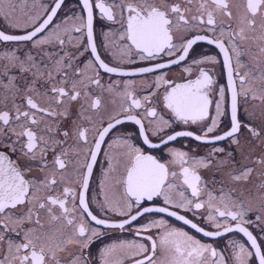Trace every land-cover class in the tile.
<instances>
[{
  "label": "snow or ice",
  "instance_id": "snow-or-ice-1",
  "mask_svg": "<svg viewBox=\"0 0 264 264\" xmlns=\"http://www.w3.org/2000/svg\"><path fill=\"white\" fill-rule=\"evenodd\" d=\"M78 3H81L82 14L67 17L62 22L65 25L62 30L60 25H56L48 35L34 40L53 23L64 0H52L51 6H44L45 18L42 21L40 17L25 12L23 6L27 0H19L20 17L17 16V3L0 0V18L9 28L23 32L9 34L0 30V42H32L33 47L42 49L43 45L55 41L63 49L66 43L86 40L84 51L92 57L85 65L92 71L88 75L79 66L73 68L75 57L67 53L52 60L50 65L44 64L43 60L38 62L30 52L23 59L14 50L0 54V60L6 62L0 75L8 76L12 69H16L31 76V82L23 90L24 105L15 103V97L20 94L16 76H9L8 84L4 85L12 93L14 111L0 110V138L8 140L4 143L0 139V147L7 150L0 151V264H94L90 245L102 233L90 222L106 228L124 229L125 225H130L146 213H166L205 237L236 232L243 234L247 240L229 241L231 253L226 258L211 244L202 243L186 231L169 227L165 220L160 219L136 231L137 236H142L153 227L163 229L155 239L152 235L144 236L151 241L150 246L135 240L108 245L100 251L102 264H125V261L128 264H229V261L231 264H250L254 260L264 264V243H258V237L247 226L254 223L247 219L248 214L256 212V226L264 232V152L255 158L250 153L245 154L244 145L238 138L243 126L251 137L264 144V127L258 130L249 124L242 125L238 119L241 96L260 100L264 104V0H243L235 12L232 0H78ZM97 9L100 19L119 24L118 29L105 34L106 40L111 35L122 42L104 45L112 56L109 62L102 58L94 41V22L97 18L94 10ZM223 17L234 21L235 27L232 24L225 26ZM69 20L73 22L71 26L68 25ZM73 33L79 36L73 37ZM200 42L214 45L223 54L226 87L231 93L230 129L220 135H209L217 129L220 118L225 114L226 88L218 87L219 99L214 102L212 97L216 82L212 68L208 66L220 61L208 54L193 57L191 65L184 68L194 78L173 84L160 75L148 84L151 89L163 87V93L157 99L161 100L163 108L171 113L175 121L201 125L202 135L176 131L167 134L166 139L161 137L160 143H152L141 119L131 114L125 115L124 119L140 126L139 135L150 149L167 145L177 137L194 136L197 141L205 143L231 138L232 144L237 146L239 159L228 153V158L216 160L215 154L224 152L223 148L216 147L202 158L169 149L171 159L162 162L128 139L119 140L115 145L119 151L110 156L101 185L105 198L98 203L105 212L116 213L125 219L112 223L98 218L90 209L91 201L87 198L89 179L105 136L123 122L118 118L121 113L143 108L142 115L148 119L152 135L172 127V123L151 105V98L156 92H149L141 100L129 90L131 84H125L123 93L117 92L123 101L119 111L115 115L110 114L107 126L102 131L97 130L90 143L89 129L79 121L93 124L94 117L86 115V112L89 109L98 112L101 107V99L93 98L88 90L91 85L103 87L99 69L105 73H120V65L134 63L135 58L151 61L163 56L174 57L123 74L153 73L186 61L194 46ZM242 57H247V61ZM110 63L115 66H110ZM69 69L72 70L71 77ZM41 80L50 85L43 92L38 87ZM108 91L111 93L116 89L109 85ZM82 98L84 103L80 105L78 118L73 119L68 128L61 129L59 122L71 117V102ZM213 103L214 116L210 111ZM249 116L256 118L254 113H249ZM260 119L264 123V109L260 112ZM12 136L16 139L12 140ZM69 140L74 143L69 144ZM78 144H83V149L78 148ZM17 152L19 156L13 160L11 154ZM49 153L51 160L48 159ZM69 166L74 178L68 175ZM176 166L179 172L174 170ZM34 167L41 175L29 178L28 174ZM201 167H214L221 173V179L217 181L221 185L219 196L213 191H204L198 172ZM253 174L258 182H252L248 187ZM177 177L182 178V184L175 183ZM60 184L66 186L58 189L56 186ZM116 186L123 187L122 194L113 191ZM181 188L184 190H179ZM188 189L191 190L190 197L185 195ZM233 193L236 198H233ZM202 196L207 199H201ZM154 198H162L163 205L142 206V202L153 201ZM205 205L214 210L209 213L208 222L216 231H207L171 210L191 212Z\"/></svg>",
  "mask_w": 264,
  "mask_h": 264
},
{
  "label": "flooded vegetation",
  "instance_id": "flooded-vegetation-1",
  "mask_svg": "<svg viewBox=\"0 0 264 264\" xmlns=\"http://www.w3.org/2000/svg\"><path fill=\"white\" fill-rule=\"evenodd\" d=\"M13 2L17 3V16L20 17V7H19V0H13ZM243 0H232L233 4V11L235 12L237 6L241 5ZM52 0H27V4L24 5L25 12L30 13L34 17H40L41 21L45 18L44 6H51ZM98 9L94 10L96 14V19L94 22V41L97 45L98 52L101 53L102 58L105 59L106 62L112 60V56L104 47L105 44L109 42L122 43L118 40V37H113L111 35L108 36V39H105V34L111 33L119 28V24H114L106 19H100L98 15ZM81 13V3H78V0H64V4L62 5L61 9L58 10L57 16L54 17L53 23L49 25V28L46 29L43 33L38 34L34 40H39L44 36L48 35L49 31L55 29L56 25L61 26V30L65 27L62 23L67 17H71L74 15H79ZM23 19V17H21ZM225 22V26L228 24H232L235 27L234 21H229L227 17L222 18ZM220 19H218V23ZM73 22L71 20L68 21V25L71 26ZM0 30L5 31L9 34H23V32L11 29L8 27L7 23L0 18ZM31 31V29H28ZM61 35L63 32L61 31ZM79 36L78 33H73V37ZM86 44V40L81 42L80 40H74L72 44H65L63 49L58 46L55 41L51 44H45L41 47H33L32 42H22V41H10V42H0V54L9 52V51H16V54L23 59L26 53H31L33 56L37 58V61L43 60L44 64H51L52 60L58 58V56H64L65 53L69 54L70 56L75 57L72 60L73 68L79 66L81 69H84L88 75L92 74V71L85 68V65L89 59H92L90 53L88 51H84ZM82 53V54H81ZM202 54H208L216 56L220 63L216 65H209L208 67L212 68V72L215 79L214 85V95L213 100L214 102L219 99L218 95V87L224 86L226 88V100H225V114L220 118V123L217 129L209 134V135H220L223 134L224 131L230 129V100H231V93L227 90V75L226 69L222 67V60L223 54L219 53V49H217L214 45H209L206 42H200L198 45L194 46L193 52L190 53L189 57L186 61L180 62V64L170 65L169 68L159 69L153 73H143V74H123V73H133L136 69L145 66H153L156 63L165 62L174 57L163 56L161 58L153 59L151 61H140L138 58H135V53L133 52L132 55L135 58L134 63H122L120 65L121 72L120 73H105L103 69H99V79L101 81V85L103 86L98 87L96 85H91L89 87V92L93 98L99 97L101 99V107L98 112H95L91 109L86 112V115H91L94 117L93 124L89 125L87 121L80 120L79 123L83 124L86 128L89 129L88 132V140L91 143L93 136L96 134L97 130L102 131L103 127L107 126V123L110 119V114L115 115L116 112L119 111L120 104L122 101V96L117 95V92L123 93L124 85L131 84V90L136 98L143 100V97L147 95L149 92H156V95L152 96L151 98V105L157 108L158 113L162 115L166 120H169L172 123V127L165 128L163 132H160L158 135H152V128L148 125V119L144 118L142 113L144 111L143 108L141 109H131L129 113H121L118 117L122 119V123L116 125V127L105 136V140L101 143V150L97 154V162L93 166V172L89 179V189L87 192V198L91 201L90 209L93 210V213L98 216V218L108 219L112 223H119L125 219V217L120 216L116 213L112 212H105L99 206V203H102L105 198L104 191L102 190V182L105 180V172L108 170V160L111 155L116 154L119 149L115 146L116 142L123 139H128L133 145L141 147L145 150L146 154H151L156 156L162 162H168L171 159L169 149H178L184 152L189 153L190 156L196 158L207 157L210 152H213L216 147H220L224 149L222 153H216L215 159H226L228 158V153H232L236 159H239V152L237 150V146L232 144L231 138L216 141L215 143H205L203 141H197L194 136L195 135H202L201 132V125H185L181 122L175 121V118L171 116V113L163 108L162 102L160 99H157L163 93V87L159 88V90L151 89L148 87V84H151L156 80V78L160 75H164L166 79H169L173 84H179L186 82L187 79L194 78V76H189L185 71L184 68L191 65V61L193 57L199 58ZM178 55V54H177ZM51 57V59H50ZM242 60L247 61V57H242ZM5 61L0 60V73L4 71ZM110 66H115L114 64L110 63ZM15 75L16 76V86L20 89V94L15 97V103L17 105H24L23 100V90L25 87L31 82V76L26 74L19 73L16 69H12L9 72L8 76L0 75V110L8 111L13 109L12 104V93L4 87V85L8 84L9 76ZM72 70L69 69V76L71 77ZM26 77V78H22ZM112 85L116 91L109 92L108 87ZM11 87V86H9ZM40 91H45L50 85L44 84L43 80H41L38 84ZM8 97V100L4 98ZM42 103V101H41ZM84 103L83 98L76 102H71V117L67 120H61L59 122V126L61 129H66L70 126L73 119L78 118V113L80 110V105ZM127 107V103L124 104ZM87 107V104H85ZM264 109V104L260 100H252L246 99L244 96L239 98L238 104V119L241 121L242 125L249 124L253 127H256L258 130L261 127H264V123H262L260 119V112ZM211 114L215 115V104L213 103L211 109ZM249 113L255 114V119L249 116ZM136 115L138 119L142 120L144 123L147 132L146 134L149 136V139L152 143H160L161 137L164 139L167 138V134H174L176 131H192L194 136L192 137H177L175 141L168 142L167 145L161 144L157 149H150L147 145L143 144V137L139 135V128L140 126L135 124L134 121H129L124 119L125 115ZM101 119L103 120V124H101ZM114 122V121H113ZM2 125V122H0ZM43 127V124L41 125ZM55 127V125H53ZM264 134V133H262ZM238 138L240 143L244 145V152L245 154L250 153L253 158L260 155V151L258 148L253 149L252 143H259L261 144L258 139L251 137L247 128L241 127L240 132L238 133ZM3 139V138H0ZM12 140H15L16 137L12 136ZM23 139V138H22ZM4 143H8L7 139H3ZM69 144H73L72 140H69ZM78 148L83 149V144L76 145ZM255 148V147H254ZM0 151H7L5 148L0 147ZM19 156V153L11 154V158L16 160ZM48 159L51 160V154L49 153ZM81 159H83V151H81ZM215 162V161H214ZM35 163V162H33ZM177 172H179L178 166L174 168ZM122 171V169H121ZM199 175L202 177V187L204 191H213L214 195H220V188L221 185L214 181V179H221V173L216 171L214 167L210 168H199L198 169ZM41 173L36 169L33 168V171L28 174V177L39 176ZM68 175L74 178V173L72 171V167L69 166ZM170 179H172L170 177ZM258 182V178L257 181ZM175 183L177 185L182 184V178L177 177L175 179ZM248 184L247 186H250ZM64 184L57 185L58 189H62ZM75 187V185H72ZM186 188V186H184ZM227 188H225L226 191ZM179 190H184L181 188ZM118 195L123 193L122 186H116L113 190ZM191 190L188 189L185 192V195L190 197ZM55 194V193H54ZM111 194V193H109ZM233 198H236V194L233 193ZM201 199L206 200V196H202ZM163 200L162 198H154L153 201H144L142 202V206H162ZM178 212L180 215H184L186 218L192 220L194 223H197L199 226L203 227L207 231H216V228L211 226L208 222V215L210 212H214V210L209 209L207 205L204 208L194 211H184L183 209H171ZM258 215L256 212H250L248 214L247 219L253 221V224L247 225L249 230L253 232L254 235L258 237V243H264V232L260 231V228L256 226L258 222L255 221V217ZM218 219L222 220L223 218ZM163 219L166 221L169 227L177 228L182 231H186L189 235L194 236L196 239H199L202 243L211 244L214 248L217 249L218 252H221L226 258L230 256L231 249L228 247L229 241L237 240L240 242H244L247 240L246 237H243V234L232 232L226 233L220 237H205L202 233L197 232L194 229H191L189 225H185L182 221L177 220L175 217H169L166 213H146L144 216L139 217L136 221H132L130 225H125L124 229L119 228H106L101 225H95L94 222H90L92 227L98 228L102 233L98 238H95L90 245L89 251L93 254L94 264H102L100 260V251L111 244H119L125 241H138L141 243H145L150 246L151 241L144 239L146 235H152L153 238H157L160 232L163 229L158 228H151L149 233H145L142 236H137L134 226L141 227L147 224H150L152 221H159ZM231 222V221H229ZM222 231V229H221ZM14 235V234H13ZM250 247V245H249ZM254 251V250H252ZM264 251V248H262ZM139 258V257H137ZM125 264H128L125 261ZM231 264V261H229ZM250 264H258V261H250Z\"/></svg>",
  "mask_w": 264,
  "mask_h": 264
},
{
  "label": "rangeland",
  "instance_id": "rangeland-1",
  "mask_svg": "<svg viewBox=\"0 0 264 264\" xmlns=\"http://www.w3.org/2000/svg\"><path fill=\"white\" fill-rule=\"evenodd\" d=\"M252 147H253V149H256V148H258V150L260 151V154L262 153V152H264V145H259V143H252ZM255 147V148H254ZM220 179H214V181H219ZM257 181V177L255 176V174H253V177L252 178H250V182H249V184H251L252 182H256ZM219 184V183H218ZM251 186V185H250ZM250 186H248V187H250ZM226 191H227V189H226ZM138 228H140V226L139 227H136V226H134L133 227V229H135V230H137Z\"/></svg>",
  "mask_w": 264,
  "mask_h": 264
}]
</instances>
